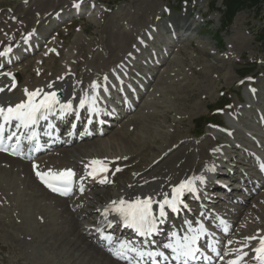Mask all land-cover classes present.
Segmentation results:
<instances>
[{
    "label": "rangeland",
    "instance_id": "obj_1",
    "mask_svg": "<svg viewBox=\"0 0 264 264\" xmlns=\"http://www.w3.org/2000/svg\"><path fill=\"white\" fill-rule=\"evenodd\" d=\"M15 1L0 3V20H9L10 18L17 21L24 20L26 29L37 24L39 19L37 20L35 17L52 13L59 8H67L70 2V0H46L45 3L44 0ZM102 1L109 4V0ZM223 2V0H120L116 4L110 3L111 6L106 9L107 11H104L103 6L96 7L87 20L82 19L70 24L64 22L57 26L52 33L53 39H55L56 30H58V34L66 36V43H62L63 48L60 50L61 54L64 55L65 51L71 47L69 51L73 53L77 51L80 54L84 53L83 55L87 54L84 58V63H86L91 57V53L98 52V48H96L98 45H102L103 42L102 48L106 47L105 43L110 45L109 42L113 39L111 29L118 30L123 27L137 31L138 29H148L154 21L158 20L159 12L164 7L169 6L173 9L171 16L165 18L171 22L180 20L185 4L194 10L191 13L192 18H198L197 26H191L188 32L181 35L183 40L172 49L168 59L160 66L161 71L156 73L154 81L150 83L149 92L144 98V101L147 102V105L144 106L147 108L137 109L121 126V129L114 127L108 133V137L116 132L114 136L121 137L125 141L127 136H124L123 131H126L130 136L139 133L144 135L145 132L140 129L139 121L135 122L134 119L151 110L157 111L158 115L150 117L151 124L147 123V125L154 127L150 131V137L159 139L158 145L162 144L160 150L167 147L165 152L168 150L172 154L174 151L172 148L175 145H178L180 149L184 147L183 141H192L205 146L209 141L207 135L210 132L209 128L206 127L204 134L197 140L193 139V132L204 122L203 117L216 102L221 104L224 100L229 99L231 103L236 104L239 103L238 101L248 100L244 83L242 86L238 85L243 76L254 75L256 77L254 85L259 92L256 96L257 102L254 104L264 110V41H260L264 39V0H258L256 3L248 2L245 4L246 7L236 11L231 20L225 19V21L221 18L224 13ZM202 22L206 23L202 24ZM8 24L9 21L6 25ZM200 25L202 30L198 28ZM49 26L50 24L44 22L41 29H47ZM127 32L131 36V32ZM156 38L158 41H164L166 35L161 32ZM79 41L82 42L81 45L75 47L74 43L78 44ZM60 43L59 39L57 44ZM132 44H134V35L130 38L123 54L130 50ZM93 48L94 50L96 48V51H93ZM36 57L26 58L15 66L18 69L16 72L23 82L26 79H31ZM60 59L55 56L50 64L54 62L55 65H59ZM114 59L106 62L105 68L110 67ZM216 119L223 123L225 117L216 114ZM158 124L162 126L157 128ZM118 132H122L123 135H119L121 133ZM168 134H173L171 139L161 138L162 135ZM150 137L148 141L154 144ZM140 148L148 157L158 147L149 148L142 142ZM170 148L171 150H169ZM134 149L136 148H132V150ZM79 151H83V149ZM174 152L170 158L168 154L164 156L160 154L162 161L167 162L170 159L169 165L165 166L163 163L160 173H164L172 165L177 168L180 161L185 159L181 157L180 161H176ZM149 158L145 159L143 165L148 162ZM197 159L198 156L195 158V163ZM133 160L135 158H132L131 161ZM9 165L11 162L8 158H0V264H98L94 263V260L91 263L79 250L82 246L85 249L84 243L77 242V245L72 243L70 245L67 242L68 239L74 241L77 238L75 234L69 237L59 234L60 232L54 234V231H61L64 227L60 223L62 216L63 219L67 217L66 213L61 212L63 206L55 204L53 202L55 199L52 201L43 195L41 189H38L39 185L37 186L30 179L32 175H26L25 170L20 172V176L15 175L17 173L14 170L15 174H11L9 171L15 166L10 168ZM128 175L125 173L124 178ZM24 188H26V192L33 191L34 195L20 197L21 194L18 190L23 191ZM102 192V194L111 195L110 188L104 189ZM262 193H264V188L252 200L261 206L264 205V196L260 197ZM52 206L58 208L59 215L54 213ZM254 206V203L243 205L246 210L247 208L253 209ZM246 210L244 211L246 212ZM38 217L45 219V223H39ZM36 220L37 222H35ZM34 223L39 226H34ZM65 255L71 256V258L67 260Z\"/></svg>",
    "mask_w": 264,
    "mask_h": 264
},
{
    "label": "bare ground",
    "instance_id": "obj_2",
    "mask_svg": "<svg viewBox=\"0 0 264 264\" xmlns=\"http://www.w3.org/2000/svg\"><path fill=\"white\" fill-rule=\"evenodd\" d=\"M46 0H44L45 3ZM50 1V0H48ZM44 5V4H42ZM24 21V20H23ZM23 23V22H22ZM117 25V24H116ZM115 26V25H114ZM107 29V28H106ZM112 31V36L113 39L109 42L110 45H107L105 43L104 48H101L100 51H98L95 56L93 57L92 61L87 63L86 68H94L95 71H97V74H101L103 72V67L106 62L112 61L114 58V63L118 62L119 57L123 54L125 47L127 46L130 38L132 35L135 33L136 29H126V28H119L118 30L113 28L111 29ZM127 31L131 32V36ZM11 32V31H9ZM103 41V40H102ZM81 41L79 43H74L75 47L81 45ZM108 43V42H107ZM104 46V42L102 43ZM101 45V46H102ZM110 46V47H109ZM8 46L7 44H4L0 46V51L6 49ZM113 48V49H112ZM79 52L78 54H73L72 51H69L61 60L63 64V68L59 69L57 73H50V74H44L41 78L34 79L31 82H25V87L22 90L21 93L18 91L14 90L12 92V88L10 87L9 84V79L10 76L12 75L13 72H7L4 70V67L0 69V89H3V91H0V107H14L17 104H20L21 102H25L28 100V97L25 94V90H28V92H34L37 89H42L41 93H44L47 90H58L60 94V99L64 100V104L68 102H75L78 99L82 98L83 100H86L87 103H91L95 100H97V95H100V89L99 92L95 91L100 85L99 82L92 83V80H95V76H90L87 77L89 80H86V82L83 83L82 86L76 87L73 83V81L70 79V72L69 70L66 69V66H71L70 61L75 60L77 57H79ZM84 54V53H83ZM81 56V55H80ZM113 64V63H112ZM51 70V67H49ZM11 74V75H6ZM82 75H85L83 72ZM106 83H107V79ZM52 85V87H48V85ZM95 84L96 87L93 88L92 85ZM92 91V92H91ZM145 94V92H144ZM95 96V97H94ZM143 96L140 98L139 103L135 105L134 111L137 107L139 109H145L147 107L141 105V100L143 99ZM144 105H147V102L144 103ZM131 111V112H132ZM142 111V110H141ZM123 112V111H122ZM146 115V116H145ZM145 115H141L136 117L134 120L139 121L140 123V129L145 132V134H137L134 136H130V134H127L126 131H123L125 133V137L127 136V140H122L121 137L114 136L115 133L111 136L108 137V135H105L104 133L100 132L102 135L101 137L98 136H93L91 137V140L88 141V137H85L83 143L78 146L77 149L71 150L67 149L64 151H59L56 154H41L38 155L34 160L31 162H25L23 163L22 161H19V159H9V161L13 164L10 165V168L12 166L18 167L17 169L21 167L22 170L19 171L17 174L13 172V169H11L9 172L11 174L19 175L20 172L25 170L26 175H33L37 172L40 173H46V172H52V173H58L63 170L71 169L72 172H74V168H79V165H86L88 167H94L90 164L91 161L97 160L101 161L104 166H106L107 171H100L99 176L103 180H109L111 177L114 175L113 180H110L108 185H112V188L110 189L112 191V195L108 194H101V190H93V192H88L86 196V201H87V207L90 208V211H88V214H81V213H76V212H71L68 211L70 210L69 204L66 205V212L69 213L71 216L68 214V219L65 221H62L63 224L68 222V227H63L60 230L54 231V234H61V235H67L68 237L70 235H76V239L74 241H71L68 239V243H72L73 245H77V242L84 243L86 244L85 249L83 246L79 249L81 252H83L84 257L88 258L91 263H98V264H122L118 261L113 260L110 256L102 252L100 248L95 247L92 242H89L87 234L91 232V230L86 229V226L89 224L88 221V216L92 215L96 211V201L101 203L102 208L106 211L108 215H110L111 218L115 219V216L111 214L112 211V206L114 205L113 202L119 203L121 200L131 203L133 201H136L137 199L139 200H144V199H150L154 201L157 204H161L164 202V200L168 197V192L171 191L174 187L178 186L179 183H194V182H200L197 179L203 180L205 176H207V172H211V168L213 167V164L216 162L215 155L208 153V149L206 150L204 147H198L197 145H194V143L190 145H184L187 147H183L180 149H175L173 152L176 155V161H180L179 158H185L182 161H180V166L176 168L169 167V171L160 173V170L163 168V163L164 165H169L170 159L167 160V162H164L159 159V157L162 155L163 151L167 148H163L160 150L162 147V144L158 145L159 139L156 137H150L151 136V129L154 128L152 126L147 125V123L151 124L149 121L150 117H156L158 115L157 111H149ZM118 116L120 118L118 119ZM118 116H115L117 122L115 125L117 126L122 119H124L125 116L118 114ZM127 116V115H126ZM164 116V115H163ZM110 117V115H109ZM114 117V118H115ZM121 126V125H120ZM160 124L157 125V128H159ZM108 132H111V130H105ZM158 131V130H157ZM93 132H98L96 129L91 130V135ZM119 135H123L122 132ZM171 135V136H168ZM168 135H162L161 138H172L173 134H168ZM108 138H107V137ZM96 137V138H94ZM151 138L154 144L151 143V141H148V138ZM244 138V137H242ZM144 143V145H147L149 148H155L156 146L158 148L154 149L152 152L153 154L148 155L149 160L148 162L143 165L144 161L146 158V154L143 153L142 150H140V145L141 143ZM156 143V145H155ZM233 148L234 154L239 151V149L236 146L231 145ZM83 149V151H79ZM132 148H136L132 150ZM209 148V147H208ZM66 149V148H65ZM160 150V151H159ZM178 150V151H177ZM197 152L199 155H202L205 161H209L212 163V166H201L196 170L193 168L195 165L194 161V155L197 156V154H192L191 152ZM159 152V153H158ZM172 152V154H173ZM226 156H230L231 152H226ZM143 154V155H141ZM161 154V155H160ZM170 153V158L172 156ZM174 155V154H173ZM179 155V157H177ZM0 156H2L0 154ZM4 157V156H2ZM68 157H71L72 159L68 160ZM135 157L136 160L132 162L130 165H124L128 164L130 161L129 159ZM193 157V158H192ZM234 158V155L232 156ZM174 158V157H172ZM175 159V158H174ZM206 164V162H204ZM150 167L147 168L149 165ZM143 165V167H142ZM35 166V167H34ZM81 166V167H82ZM123 166V168H119ZM131 168H136L133 170V172L130 173L128 179L124 181V183H121V185H117V182H115V178L118 176L122 175L123 172L127 171L128 169ZM3 169V168H2ZM119 169V171H117ZM6 170V169H4ZM138 170V171H137ZM17 171V170H15ZM169 172H171L169 174ZM175 172V173H172ZM14 176V175H13ZM20 176V175H19ZM15 178V177H14ZM26 178V177H24ZM33 179V178H32ZM247 175H243V181H247ZM20 180V178H19ZM26 181V179H24ZM23 180V181H24ZM18 181V180H17ZM206 181V180H205ZM204 181V182H205ZM35 182V181H33ZM27 183V182H26ZM119 183V182H118ZM35 184L38 186L39 184L35 182ZM205 184V183H204ZM92 185L95 186H100L97 185L96 183L92 182ZM253 185V188L256 189L254 192L251 190L247 193L248 198L250 199L254 193H256L259 189V186H255V183H251ZM264 185V184H263ZM87 187V186H86ZM38 189H41L42 194L44 195L45 190L41 188V186H38ZM23 191L18 192L21 194L20 197L23 196H32L33 191L31 193L26 192V188L22 189ZM47 196L54 197L53 195L49 194L48 192H45ZM18 194V193H17ZM16 194V195H17ZM42 195V196H43ZM264 196V193L260 195L262 198ZM105 197V198H102ZM18 199V198H17ZM21 199V198H20ZM60 201H63L62 198L56 199V203L59 204ZM264 202V201H263ZM115 203V204H116ZM60 205V204H59ZM81 209L80 211H83V204L78 205ZM255 213L259 216L255 217ZM62 215V214H61ZM70 217V218H69ZM57 218V216H56ZM60 219V217H59ZM63 219V216L62 218ZM60 219V221H61ZM160 220V219H159ZM246 221V223H245ZM52 223V222H51ZM240 224H244L241 226L242 231H247L248 228L253 229L255 227L252 226H257L258 228H261L264 230V205L261 206V204L255 205V208L253 210L248 209L246 212L245 218H243V221L240 222ZM57 225V224H55ZM34 226L38 227L39 224L34 223ZM104 228V227H103ZM52 229V228H51ZM111 229H107L106 231L109 232ZM254 230V229H253ZM53 233V232H52ZM173 234V233H171ZM257 234H248L246 235L247 237L244 240V243L240 244V250L239 252L232 258V261L239 255L241 254L242 251L246 248L247 243L252 240L249 238L255 237ZM46 236V235H45ZM52 237V236H51ZM63 237V236H62ZM73 237V236H71ZM75 237V236H74ZM64 238V237H63ZM65 239V238H64ZM72 239V240H73ZM85 241H88L89 245ZM167 241V239H165ZM54 242V241H53ZM55 243V242H54ZM67 243V244H68ZM62 244V243H61ZM65 245V244H64ZM71 245V244H70ZM53 248V247H52ZM70 248V246H69ZM47 253V252H46ZM82 254V255H83ZM69 255V254H68ZM112 256V255H111ZM67 260L71 258L68 257L67 255L64 256ZM53 259V258H52ZM66 260V262H67ZM64 261V260H63ZM87 261V260H86ZM81 263V262H80ZM61 264V263H60ZM63 264V263H62ZM78 264V263H77ZM236 264H240L238 261H236Z\"/></svg>",
    "mask_w": 264,
    "mask_h": 264
},
{
    "label": "snow or ice",
    "instance_id": "obj_3",
    "mask_svg": "<svg viewBox=\"0 0 264 264\" xmlns=\"http://www.w3.org/2000/svg\"><path fill=\"white\" fill-rule=\"evenodd\" d=\"M78 7V5H76ZM11 51V49H8ZM6 53L0 52V56L5 55ZM6 75H11L7 74ZM48 87H52V85H48ZM93 88L96 87L95 84L92 85ZM3 91V89H0ZM42 89H37L34 92H28L25 90V94L28 97V100L25 102H21L20 104L15 105L14 107H0V117L3 118L5 122H11L13 120L19 121L18 126H23L25 128L29 127L31 124H35L37 122V114L40 113L39 119H46L47 117L43 115L42 110H46L51 112L53 110V105L58 104L59 100L57 98V94L55 92L45 93L43 98H41L38 102H36V97L40 95ZM85 101L82 99L80 102V106L83 107ZM61 108L64 110L71 109V102L68 104L61 105ZM0 131H2V125H0ZM13 135H15L13 133ZM34 136V134H33ZM12 137L9 136L8 139ZM33 137H29L32 139ZM3 147H0V151H4ZM92 166V171L88 174L90 176H94L99 174L100 171H107L106 166L102 164L101 161L93 160L90 162ZM35 167V166H34ZM119 171V169H117ZM37 176L41 179L42 183H45L47 187L50 188L53 192H59L61 195H67L71 191V181L74 173L71 169L63 170L58 173L46 172V173H36ZM57 185H60L59 187ZM191 190L190 183H181L178 187L173 189V192L176 194L171 199H165L163 204H161L160 208V216H164V205L170 207L173 211L176 210V205L179 202L180 194L185 190ZM114 204L116 202H113ZM119 205L116 208L118 211L128 222L130 226L139 225L140 227H147L148 231L154 230V224L148 219L151 215L150 207L151 201L148 199L133 201L131 203L125 202L121 200ZM175 234H173L174 236ZM255 239V237L249 238ZM195 242V237L192 238L191 243ZM122 247H127L126 245H122ZM165 247H172L173 251L177 253L176 258L185 257L190 258L194 256L196 249H193L188 246V244L184 245H165ZM131 251H135V249H130ZM256 253L255 259L259 261V264H264V239L260 240V246L254 249ZM139 255H145L144 253H139ZM148 255H151L149 253ZM229 264H236L235 261H230Z\"/></svg>",
    "mask_w": 264,
    "mask_h": 264
},
{
    "label": "trees",
    "instance_id": "obj_4",
    "mask_svg": "<svg viewBox=\"0 0 264 264\" xmlns=\"http://www.w3.org/2000/svg\"><path fill=\"white\" fill-rule=\"evenodd\" d=\"M258 0H228L227 2V8L229 14H233L234 10H238L241 6H244L245 4L250 3H256Z\"/></svg>",
    "mask_w": 264,
    "mask_h": 264
}]
</instances>
